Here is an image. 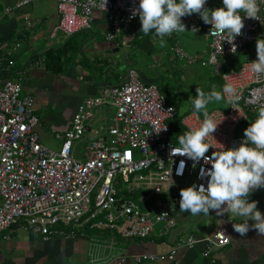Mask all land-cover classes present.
Here are the masks:
<instances>
[{
	"label": "built area",
	"instance_id": "1",
	"mask_svg": "<svg viewBox=\"0 0 264 264\" xmlns=\"http://www.w3.org/2000/svg\"><path fill=\"white\" fill-rule=\"evenodd\" d=\"M35 1L40 0H15L3 8L0 19L12 9ZM43 1L55 3L58 23L54 32L67 37L89 30L95 12L109 16L110 29L105 36L108 41L120 36L132 41L136 27L141 26L139 15H132L139 0ZM263 14L264 3H260V19L243 17L241 34L232 41L225 39L226 34L213 36L212 25L202 17H182L187 29L209 38L207 63L221 75L220 91L231 83L240 97L235 106L222 101L224 109L209 112L213 119L222 121L213 133L215 139L210 138L217 147L210 148L206 155L222 150L223 145L238 146L244 137L241 129L249 126L259 104L264 103V76L250 70L257 50L250 51L239 67L224 69V59L256 45ZM178 34L168 37L174 39ZM20 47V41L0 46V74L6 76L0 78V233L9 239L7 231L17 226L47 240L57 233L75 237L94 230L96 233L89 238L88 263L107 264L114 259L122 262L130 257L126 252L129 242L176 226L173 214L179 208L181 188L193 183L207 185L208 177H202L200 169L211 168L210 163L201 160L193 167V161L186 156L171 154L178 136L198 127L204 117L189 112L179 118L159 86L145 81L136 69H128L119 83L102 85L95 95L81 100L70 127L62 134H54L62 140L60 149L51 150L40 141L35 98L22 92L23 77L16 78L12 69ZM171 49L189 64H206L201 56L187 54L177 41ZM45 62L44 56L38 57L39 66ZM26 71L23 69V73ZM164 126L158 133L153 131ZM80 143L82 159H77L76 147ZM182 159L186 167L182 175H177ZM212 213L218 217V226L208 234L179 235L167 252L132 258L137 263L172 261L180 249H191L200 243L205 246L206 256L212 249L228 245V213Z\"/></svg>",
	"mask_w": 264,
	"mask_h": 264
},
{
	"label": "crops",
	"instance_id": "2",
	"mask_svg": "<svg viewBox=\"0 0 264 264\" xmlns=\"http://www.w3.org/2000/svg\"><path fill=\"white\" fill-rule=\"evenodd\" d=\"M14 1L0 0V13ZM41 1L43 0L14 8L2 16L0 46L14 41H20L24 45L14 56L12 69L15 70L16 78L20 75L23 77L22 92H28L35 98L34 112H41V119L37 116L40 141L49 149L51 148L43 142V137L47 133L54 136L55 133L62 134L66 131L84 97L95 95L102 85L119 83L128 69L141 72L136 67L135 58L149 56L165 60L175 41L194 47L195 54L205 55L209 50V38L189 29L179 33L174 39L164 37L162 44L154 32L147 35L141 33L140 24L136 27V35L132 41H126L123 36L115 41H108L105 36L110 29V20L103 12H95L89 30L67 37L62 32V35L58 31L54 32L58 23L55 3L51 6L52 4L45 5ZM221 3L222 0H207L205 7L214 9ZM194 14L201 17L199 13H192L188 17H193ZM261 36H264V14L260 24L259 37ZM255 50L256 45L250 46L249 51H244L245 58L250 51ZM39 56L46 59L42 66L37 63ZM23 69H27L26 73H23ZM141 76L144 79L143 74ZM5 77L0 74V78ZM144 80L149 82L147 78ZM80 144L76 147V155L79 157L83 147ZM249 199L257 200L258 208L264 213V189L252 192ZM173 217L175 227L162 230L161 234L144 240L129 242L126 252L130 257L122 262L110 260L107 264H264V235L258 234L254 229H250L246 235H240L234 230L233 224L242 222V218L229 213L225 219L230 228L228 245L212 249L206 256L205 246L200 243L191 249H180L172 261L137 263L132 256L167 252L179 235L204 236L218 226V217L211 210L210 215L201 213L194 216L181 212L179 207ZM93 231L89 230L86 234L75 237L57 233L43 240L41 235L13 226L7 231L9 239L3 238V233H0V264H89V238L96 233ZM106 239L107 234L103 235L104 242Z\"/></svg>",
	"mask_w": 264,
	"mask_h": 264
},
{
	"label": "clouds",
	"instance_id": "3",
	"mask_svg": "<svg viewBox=\"0 0 264 264\" xmlns=\"http://www.w3.org/2000/svg\"><path fill=\"white\" fill-rule=\"evenodd\" d=\"M206 3L207 0H139V7L133 9L132 15H139L141 33L154 32L162 44L164 37L187 30L182 17L192 13H199L205 23L212 25L213 36L226 34L225 39L232 41L241 34L243 17L260 19V3L264 0H222V6L214 9L205 7ZM256 49L257 59L250 61V70L264 76V36L257 38ZM232 51L235 52L236 47ZM196 93L189 100L197 113H203L204 119L198 127L178 136V144L174 143L171 154L186 156L193 161V167L203 160L205 164L210 163L211 168L200 169V175L208 177L206 186L193 183L181 188L180 211L194 216L210 215V210L219 216L229 213L242 218V222L233 224L240 235H246L250 229L264 235V213L258 208L257 200L249 199L252 192L264 188V103L259 104L257 115L244 129L238 146L222 144V150L206 155L210 148L217 147L210 138L215 139L213 133L222 121L212 118L208 105L226 101L235 106L240 97L231 83L225 84L223 91L213 87L205 92L198 86ZM165 127H156L153 131L158 133ZM185 167L186 161L180 160L176 174L182 175Z\"/></svg>",
	"mask_w": 264,
	"mask_h": 264
},
{
	"label": "rangeland",
	"instance_id": "4",
	"mask_svg": "<svg viewBox=\"0 0 264 264\" xmlns=\"http://www.w3.org/2000/svg\"><path fill=\"white\" fill-rule=\"evenodd\" d=\"M45 5L54 6V3L49 1H41ZM188 17V16H187ZM58 34H61L58 31ZM62 35V34H61ZM178 42V41H177ZM24 45L21 43L22 49ZM181 47L187 54L194 56H201L202 60L206 62L205 65L200 63L189 64L185 59L179 58L177 53L171 49L167 59H156L149 56H142L141 58H135L136 64L141 74H143L144 79H149L159 86L164 96L167 98L169 103H174L177 106L179 116H184L189 112H196L191 105L190 97H195L196 88L199 86L205 92H210L213 87L220 91L221 87V75L215 74V66L207 63V54H195L196 49L192 46H188L184 43L180 44ZM245 60V52L241 51L232 57H227L224 59L225 70L230 68L238 67L239 63ZM46 63V62H45ZM44 63V64H45ZM68 63V62H67ZM223 71V70H222ZM214 109H224V104L221 102H213L208 105L209 112ZM110 113L112 110L109 109ZM197 113V112H196ZM203 115L202 112L198 113ZM39 118L41 117V112L38 111L35 114ZM38 118V119H39ZM41 119V118H40ZM175 120H172L174 122ZM243 129V128H242ZM244 130V129H243ZM43 142L49 146L51 149L58 150L61 139H56L50 133H47L43 137ZM82 147V144L79 145ZM75 158L82 159L75 155ZM92 203L94 202L93 195L90 196ZM159 225H157L158 227Z\"/></svg>",
	"mask_w": 264,
	"mask_h": 264
},
{
	"label": "trees",
	"instance_id": "5",
	"mask_svg": "<svg viewBox=\"0 0 264 264\" xmlns=\"http://www.w3.org/2000/svg\"><path fill=\"white\" fill-rule=\"evenodd\" d=\"M241 63H242V62H241ZM241 63H239L238 65L240 66ZM239 66H238V67H239ZM229 68H230V67H229ZM236 68H237V67H236ZM160 90H161V89H160ZM165 98H166V97H165ZM166 99H167V98H166ZM167 101H168V100H167ZM170 104H172L173 106H175V108L177 109V106H176L174 103H170ZM177 112H178V109H177ZM182 116H183V115H182ZM182 116H179V112H178V117L181 118ZM176 128H177V127H176Z\"/></svg>",
	"mask_w": 264,
	"mask_h": 264
}]
</instances>
